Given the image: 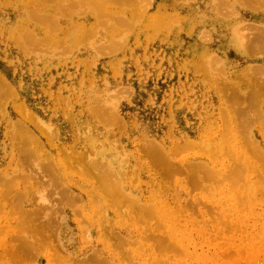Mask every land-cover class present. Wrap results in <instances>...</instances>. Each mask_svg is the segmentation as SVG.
Masks as SVG:
<instances>
[{
    "label": "rangeland",
    "instance_id": "obj_1",
    "mask_svg": "<svg viewBox=\"0 0 264 264\" xmlns=\"http://www.w3.org/2000/svg\"><path fill=\"white\" fill-rule=\"evenodd\" d=\"M261 34L264 0H0V264H264Z\"/></svg>",
    "mask_w": 264,
    "mask_h": 264
},
{
    "label": "bare ground",
    "instance_id": "obj_2",
    "mask_svg": "<svg viewBox=\"0 0 264 264\" xmlns=\"http://www.w3.org/2000/svg\"><path fill=\"white\" fill-rule=\"evenodd\" d=\"M261 35H262V34H261ZM261 35H260V38H261V37L264 38V37H263L264 35H262V36H261ZM262 45H263V44H262ZM4 85H5V84H4ZM4 85H3L2 80H1V78H0V94H3V93L6 91V90L4 91V87H3ZM161 153H163V152H160V150H159V149H156V148H155V150H154V152H153V154L158 155V156H159ZM164 154H165V153H164ZM158 156H157V157H158ZM163 156H164V155H163ZM163 156H162V157H163ZM155 157H156V156H155ZM157 157H156V158H157ZM164 157H165V156H164ZM166 157H167V156H166ZM153 158H154V157H153ZM161 159H164V158H161ZM164 160H165V159H164ZM169 164H170V163H169ZM102 165H103V164H102ZM170 169H171V168H170ZM174 169H175V168H174ZM108 172H109V171H108ZM194 173H195V172H194ZM195 174H196V173H195ZM195 174H194V175H195ZM101 176H102V175H101ZM99 178H100V177H99ZM101 179H102V178H101ZM197 181H198V180H197ZM112 185H113V184H112ZM114 185H115V184H114ZM114 191H115V190H114ZM114 191H113V192H114ZM111 192H112V191H110V193H111ZM139 207H140V206H139ZM143 208H144V207H143ZM141 209H142V208H141ZM142 210H143V209H142ZM142 210H140V211H142ZM149 210H150V209H149ZM138 211H139V210H138ZM143 211H144V210H143ZM136 214H137V213H136ZM146 214H147V213H146ZM137 215H138V214H137ZM139 215H140V214H139ZM136 217H137V216H136Z\"/></svg>",
    "mask_w": 264,
    "mask_h": 264
}]
</instances>
